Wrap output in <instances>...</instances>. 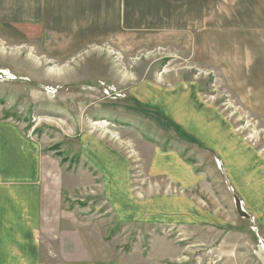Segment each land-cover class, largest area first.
I'll return each instance as SVG.
<instances>
[{"label":"rangeland","instance_id":"rangeland-1","mask_svg":"<svg viewBox=\"0 0 264 264\" xmlns=\"http://www.w3.org/2000/svg\"><path fill=\"white\" fill-rule=\"evenodd\" d=\"M215 1L216 5L221 3L222 6L223 0ZM250 2L224 0L231 19L241 8L243 16L254 10ZM29 6L25 0L18 14L19 9H15L12 0H5L0 6V119L21 125L43 146L45 164L41 185L44 211L38 235L43 257L47 260H41L47 264H69L75 254L88 250L84 239L76 236L93 238L99 233L91 241L90 249L93 247L104 260L117 264H264V230H259L241 211V203L238 207L235 198L225 194L228 190L224 184L223 189L218 187L217 198L225 211H216L224 220L223 228H174L156 224L123 226L115 235V230H109L108 241L101 243L104 228L69 226L77 223L73 220V212L77 207L83 209L82 205L93 197L97 188L93 190L94 185L89 186L90 180L72 177L71 189L77 194L73 195V200L63 197L60 193L61 169L56 166L62 155L75 153L78 136L85 135L103 149L119 153L122 171L128 172L133 191L141 193L140 185L148 179L150 188L145 187L142 194L152 195L155 190H160L166 196L175 197L178 192L182 193L165 176L152 175L147 159L148 146L152 147L154 139L157 141L160 136L188 143L194 139L181 134L176 124L178 131L174 130L173 124V127L163 125L160 118L164 114L159 108L136 101V95L143 96L145 86L151 91V104L162 107L169 106L170 99L160 97L157 86H192L205 103L214 106L225 118L232 137L235 134L237 139L264 155V105L256 95L254 81L250 80L253 72L257 73L253 65L248 66L251 53L246 51V58L239 59L240 53L237 55L233 51L229 57L223 46L231 41L235 47L233 43L240 39L229 30V21L233 27L237 17L231 20L225 16L224 19L222 12L215 11V19L211 21L215 34L199 36V45L195 46L197 51L192 49L191 37L181 34L121 35L108 39V43H98L75 53L54 51V46H49L48 35L41 36L36 27L22 22L28 19L22 15H28ZM224 26L227 27L225 34L222 32ZM134 89L136 95H133ZM172 114L174 116L173 111ZM198 121L194 113L186 121V129L195 131L198 138L196 124L201 125L205 139L208 133H214L208 129L222 125V121L216 118L209 120L206 126ZM213 123L214 128H209ZM1 130L0 135L6 136ZM7 136L9 139L0 137V144L10 141ZM103 167L119 181L120 169L105 164ZM72 169L73 163L68 169L69 175ZM75 171L77 174L78 170ZM116 190L119 197H126L119 182ZM68 202L72 204L69 209L65 208ZM188 204L181 201L175 207L178 210L179 205L189 217L195 209ZM171 205L174 209L175 204ZM78 211L79 215H88L86 210ZM90 219L89 223L93 221ZM2 229L0 235L7 239L15 235L16 229ZM26 231L19 228L17 233L24 236ZM2 258L0 254V264H16L13 258Z\"/></svg>","mask_w":264,"mask_h":264},{"label":"crops","instance_id":"crops-1","mask_svg":"<svg viewBox=\"0 0 264 264\" xmlns=\"http://www.w3.org/2000/svg\"><path fill=\"white\" fill-rule=\"evenodd\" d=\"M4 1L0 0V6ZM26 2L30 4V11L28 15L27 13L22 15L24 19L28 18L22 22H29V25L36 27L41 36L48 35L49 46H54L52 47L54 51L75 53L98 43H108V39H115L121 35L151 37L181 34H188L191 37L192 49L197 51L198 47L195 46L199 45V36L215 34V27H212L211 23L215 19V11L222 12L221 16L224 19L225 16L231 19L229 7H226L224 0L222 6L221 3L216 5L215 0H26ZM12 3L15 9H19L18 14L20 5L24 4L25 0H12ZM227 4L230 6L228 1ZM250 4L254 10L249 9V16H243L241 8L235 11L231 19L237 17L235 24H232L233 27L229 21L230 33L239 35L240 38L235 43L232 42L235 47H232L231 41L223 46L229 57L233 51H236L237 55L240 53L239 59L246 58V51L251 53L247 59L248 66L251 68L253 65L257 73L253 72L250 80L254 81L256 95L264 105V0H251ZM225 29L227 27L224 26L222 32ZM223 33L225 34V31ZM156 91L160 97L170 99L169 106L151 104L149 86L144 87L143 96L136 95L135 89L133 95L138 97L136 98L138 103L159 108L164 114V117L160 118L164 122L163 125L168 124L169 127L174 125V130L178 131L176 124L180 127L181 134L185 133L194 140L188 143L162 136L157 141L154 139L153 146H148L149 168L150 170L152 168L154 177L165 176L164 178L169 179L183 192H178L175 197L166 196L160 190H155L152 195L142 194L145 187L150 188L148 179L140 185L141 193L133 191L128 172L122 171L119 153L103 149L95 141L90 142L85 135H80L76 141L75 153L62 155V159H57L56 166L61 169L60 193H63V197L65 195L73 200V195L77 193L71 189L72 177L90 180L89 186L94 185L93 190L97 189L93 197L82 205L83 209L77 207L73 212V220L78 226L67 224L71 228L72 226L104 228L101 243L108 241L109 230H115V235L118 234V228L123 226L156 224L174 228L182 226L223 228L224 220L216 211H225L224 207H220L217 198L219 192L217 189L218 187L223 189L224 184L228 190L225 194L241 203V210L252 219L259 230H264V155L237 139L234 132L232 137V131L225 123V118L214 106L205 103L192 86L189 88L183 85L171 88L157 86ZM168 110L170 113H167ZM191 113L195 114L203 126L208 125L212 118L222 121V125L217 124V129H208L214 133L212 135L208 133L205 139L201 134V125L196 124L198 127L196 134H200L198 138L195 131L190 132L186 129V121ZM0 128L3 134H6L3 137L0 135L3 140L9 139L7 135L10 136V141L6 140V144H0V234H3L2 228L5 227L16 229L15 235L8 239L0 235V254L3 256L2 259L7 257L15 259L16 264H47L41 260H47V257H43L38 235L43 224L44 211L41 185L42 168L45 164L43 146L26 133L21 125L10 120L0 119ZM209 128H214V123ZM72 163L73 169L69 175L67 172ZM103 164L121 170L118 182L125 191V198L119 197L116 190L118 183L116 175L107 172ZM181 201L193 206L195 210L191 216H186L179 205L177 210L175 206ZM173 203L174 209L171 207ZM71 205L68 202L65 208L69 209ZM78 210H86L88 215H79ZM90 218H93L91 223ZM19 228L27 230L24 236L17 233ZM98 234L95 233L96 237ZM95 235L93 238L88 235L76 236L84 239L88 250L83 249L75 254V258L69 264H117L104 260L102 254L93 247L90 249Z\"/></svg>","mask_w":264,"mask_h":264},{"label":"water","instance_id":"water-1","mask_svg":"<svg viewBox=\"0 0 264 264\" xmlns=\"http://www.w3.org/2000/svg\"><path fill=\"white\" fill-rule=\"evenodd\" d=\"M238 207H239V203H238Z\"/></svg>","mask_w":264,"mask_h":264}]
</instances>
